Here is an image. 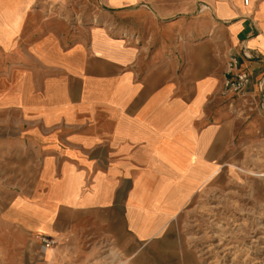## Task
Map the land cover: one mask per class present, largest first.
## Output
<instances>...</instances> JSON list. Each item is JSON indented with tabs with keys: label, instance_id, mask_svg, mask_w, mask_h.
<instances>
[{
	"label": "crops",
	"instance_id": "1",
	"mask_svg": "<svg viewBox=\"0 0 264 264\" xmlns=\"http://www.w3.org/2000/svg\"><path fill=\"white\" fill-rule=\"evenodd\" d=\"M255 145L264 0H0V264H201L175 221Z\"/></svg>",
	"mask_w": 264,
	"mask_h": 264
},
{
	"label": "rangeland",
	"instance_id": "2",
	"mask_svg": "<svg viewBox=\"0 0 264 264\" xmlns=\"http://www.w3.org/2000/svg\"><path fill=\"white\" fill-rule=\"evenodd\" d=\"M248 160L204 187L175 221L201 264H264V147Z\"/></svg>",
	"mask_w": 264,
	"mask_h": 264
},
{
	"label": "built area",
	"instance_id": "3",
	"mask_svg": "<svg viewBox=\"0 0 264 264\" xmlns=\"http://www.w3.org/2000/svg\"><path fill=\"white\" fill-rule=\"evenodd\" d=\"M245 4H249V0H245ZM251 83V74L241 67V60L238 54L232 53L227 63V71L224 82L225 92H232L238 95H244L249 84ZM253 105V100L249 101ZM48 245L51 242L44 238Z\"/></svg>",
	"mask_w": 264,
	"mask_h": 264
},
{
	"label": "bare ground",
	"instance_id": "4",
	"mask_svg": "<svg viewBox=\"0 0 264 264\" xmlns=\"http://www.w3.org/2000/svg\"><path fill=\"white\" fill-rule=\"evenodd\" d=\"M260 175H264V173H260Z\"/></svg>",
	"mask_w": 264,
	"mask_h": 264
}]
</instances>
